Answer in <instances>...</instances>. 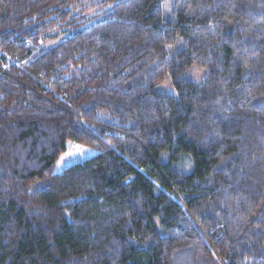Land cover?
Masks as SVG:
<instances>
[{"label": "trees", "instance_id": "trees-1", "mask_svg": "<svg viewBox=\"0 0 264 264\" xmlns=\"http://www.w3.org/2000/svg\"><path fill=\"white\" fill-rule=\"evenodd\" d=\"M0 264H264V0H0Z\"/></svg>", "mask_w": 264, "mask_h": 264}, {"label": "rangeland", "instance_id": "rangeland-1", "mask_svg": "<svg viewBox=\"0 0 264 264\" xmlns=\"http://www.w3.org/2000/svg\"><path fill=\"white\" fill-rule=\"evenodd\" d=\"M90 6V5H88ZM110 8V6H102V7H93L90 6V8L83 13L82 15L84 16V23L79 26L78 30H83L87 29L102 20V15H99L102 11ZM74 33V30L71 28H66L62 30V32L59 33H53L45 38H43V44L41 47L43 49H50L54 47L55 45L59 44L63 40L67 39ZM178 47H169L168 48V57H172L178 50ZM208 72L203 69H198V68H193L189 70L187 73L183 75V78L194 82V83H200L205 80L207 77ZM157 90L159 92L165 93V94H170V95H176V91L169 79H166L161 85L157 87ZM97 154V151L86 147L82 146L73 142H68L67 143V150L66 152L61 156L59 159L55 171L57 173H61L73 164L83 162L94 155Z\"/></svg>", "mask_w": 264, "mask_h": 264}]
</instances>
